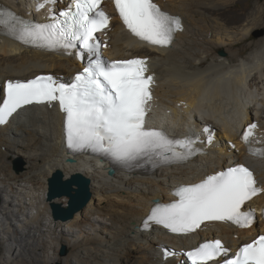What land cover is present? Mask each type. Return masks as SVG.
I'll return each instance as SVG.
<instances>
[{"label": "bare ground", "instance_id": "obj_1", "mask_svg": "<svg viewBox=\"0 0 264 264\" xmlns=\"http://www.w3.org/2000/svg\"><path fill=\"white\" fill-rule=\"evenodd\" d=\"M158 1L183 20L184 28L172 45L155 47L137 40L114 15L108 0L105 5L113 21L107 55L116 59L150 57L158 80L155 110L149 119L152 123L185 134L187 122L200 127L207 121L218 128L222 145L183 164L159 166L148 173L118 170L111 174L109 164L95 155L69 152L64 143L62 111L45 105L20 110L0 125V178L9 184L10 196L5 198L0 184L4 223L0 225V241L15 238L13 264H176L178 256L165 258L166 249L178 253L202 238L215 236L239 246L264 232L261 218L246 229L215 223L181 236L171 235L156 224L148 229L143 226L156 201L175 199L174 187L198 181L233 159L234 163H251L264 185V158H248L237 140L239 128L253 120L260 122L264 132V38L254 41L246 54L242 53L245 48L239 47L251 39L254 29L264 27L261 7L234 15L235 22L241 24L226 25L207 11L226 10L231 0ZM0 3L25 13L34 8L32 0ZM81 67L73 53L30 47L0 33V97L6 79H29L40 73L67 78ZM17 156L25 159L20 172L13 165ZM73 156L74 161H70ZM57 170L65 178L82 173L90 179L88 204L69 220L53 217L47 195L48 179ZM55 200L67 206L69 197ZM252 204L263 206L264 193ZM62 226L72 232V237ZM61 245L68 248L67 255L59 254ZM0 264L9 261L0 260Z\"/></svg>", "mask_w": 264, "mask_h": 264}, {"label": "snow or ice", "instance_id": "obj_2", "mask_svg": "<svg viewBox=\"0 0 264 264\" xmlns=\"http://www.w3.org/2000/svg\"><path fill=\"white\" fill-rule=\"evenodd\" d=\"M58 0H43L37 11L51 5L49 22L25 19L0 8V28L25 45L56 50H76L86 65L70 83L51 75L26 81H8L0 97V125L19 109L32 104L58 103L66 114V142L73 152L90 151L115 163L130 166L142 161L172 164L188 161L202 149L198 143L211 144L196 136L172 138L163 130L146 127L145 117L152 100V76L146 75L144 59L109 62L102 56L106 45L97 36L110 26V17L100 9L102 0H72L58 15ZM124 26L140 41L168 46L174 34L182 30L181 19L173 16L153 0H114ZM257 125L252 123L243 134L253 155L264 156V149L253 148L250 137ZM264 193L253 172L243 164L208 175L199 183L180 187L174 203L160 204L150 210L143 226L162 225L172 233L188 234L205 221L231 222L250 227L253 210H242L246 202ZM219 240L205 242L187 252L192 264H212L223 257L222 264H264V235L244 244L233 255ZM174 255L165 250V258Z\"/></svg>", "mask_w": 264, "mask_h": 264}, {"label": "water", "instance_id": "obj_3", "mask_svg": "<svg viewBox=\"0 0 264 264\" xmlns=\"http://www.w3.org/2000/svg\"><path fill=\"white\" fill-rule=\"evenodd\" d=\"M264 31L256 33V35L263 34ZM222 54H225L224 52ZM74 161L73 158L69 159ZM16 168L18 164L16 162ZM112 174L114 171L109 170ZM48 199L50 201L52 215L55 219L69 220L75 214L82 210L91 198L90 179L82 173L73 174L70 178H65L61 170L55 171L48 179ZM68 196L69 201L67 206L61 202L56 201V198ZM66 253V248L63 247L61 254ZM60 264V263H53Z\"/></svg>", "mask_w": 264, "mask_h": 264}, {"label": "rangeland", "instance_id": "obj_4", "mask_svg": "<svg viewBox=\"0 0 264 264\" xmlns=\"http://www.w3.org/2000/svg\"><path fill=\"white\" fill-rule=\"evenodd\" d=\"M256 3H257V6H255ZM258 7H261V19L264 21V0H231L230 6H228L226 8V10H220V11L208 10L207 12L214 13L213 15L218 16L220 18V20L223 21L226 25H239L241 23H240V21L235 22V19H233L234 15L239 16V14L244 13L242 11H245L247 9L251 10V11H255ZM246 18L247 17H243L244 20ZM209 24L210 23H207L206 25H209ZM260 31H264V27L254 29L252 31L251 39L250 40L248 39L239 45V47L245 48L244 51L242 52L243 54H246L251 48H253V45L255 44L254 41H257L258 39L264 38V32H263V34L256 35V33H260ZM16 162L18 164L17 168L15 166ZM24 164H25L24 157L23 156H19V157L17 156L13 162V165L15 167L14 170L17 172L22 171L24 169ZM1 181L2 180L0 178V182ZM0 184H1V187L3 188V195L5 196V198L10 197L7 194L9 192V184L7 182H1ZM2 218H3V216L0 213V225L4 224L2 221ZM62 228L65 229L66 234L70 233V235L72 237V235H73L72 232H69L65 226H62ZM87 229H93V227L91 225H87ZM60 230H61V227H60ZM74 235L76 236V233H74ZM15 243H16L15 238L12 236L10 238L5 237L3 241H0V260L1 261L8 260L9 264H13V261H12L13 247H12V245ZM63 247L66 248V253L64 255H67L69 250L65 245H61L59 247V254L62 255L61 251H62ZM18 248H20V247H18Z\"/></svg>", "mask_w": 264, "mask_h": 264}]
</instances>
